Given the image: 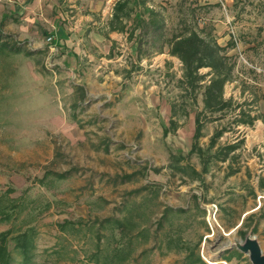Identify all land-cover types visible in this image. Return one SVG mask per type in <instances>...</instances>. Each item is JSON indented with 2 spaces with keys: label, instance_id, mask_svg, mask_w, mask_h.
Masks as SVG:
<instances>
[{
  "label": "rangeland",
  "instance_id": "1",
  "mask_svg": "<svg viewBox=\"0 0 264 264\" xmlns=\"http://www.w3.org/2000/svg\"><path fill=\"white\" fill-rule=\"evenodd\" d=\"M117 1L0 0V263L108 264L136 248L148 252L125 264H181L190 251L252 264L241 249L254 237L264 255V123L237 119L264 113V0H132L124 33L109 29ZM149 9L165 38L186 23L229 44L232 106L209 116L200 145L214 152L223 130L216 146L238 145L237 157L201 179L170 164L202 170L189 153L203 88L186 91L166 39L145 34ZM121 214L136 217L138 241L107 225ZM28 238L32 254L17 246Z\"/></svg>",
  "mask_w": 264,
  "mask_h": 264
},
{
  "label": "trees",
  "instance_id": "2",
  "mask_svg": "<svg viewBox=\"0 0 264 264\" xmlns=\"http://www.w3.org/2000/svg\"><path fill=\"white\" fill-rule=\"evenodd\" d=\"M135 1V0H133ZM132 0H119L114 6V12L112 15V19L109 21V29L112 32H120L124 33L126 31V23L124 22V18L128 16V12L130 9V3ZM154 10L149 9L148 13L150 15V20L145 22L144 18L141 19V25H144L145 34H153V42L156 44L157 42L165 40V43L169 46V54L173 57H176L182 63L183 68V86L184 89L190 93H195L198 89L203 88L204 95V110L197 114L196 116V129L194 134V143L192 149L189 153L197 154L200 158L202 164L201 172H198L193 166L189 163L183 165L181 161L186 160L185 157L179 155H172V162L170 164V168L175 169L179 173L186 175L192 178H202V175L207 174L209 172L210 165L213 161H221L227 162L229 159H235L237 157L236 154H233L236 149H238V145H224V146H216L218 139L223 135L224 131L220 130L213 136L211 140V145L209 150L214 149V152L209 153V151H205L203 147L200 145V138L203 136L202 132L204 130L206 122L211 119L209 116H213L215 114H224L226 113L232 106L231 100H227L225 98V86L227 83L233 80V73L235 69L234 63L231 62L229 56L227 55V46H221L218 41L206 31H197L196 29L188 26L186 23L180 24L179 28L171 33L169 38H165V21L162 19L159 23L155 22V12L152 15ZM161 23V24H160ZM165 43H161L159 52L163 53V46ZM9 51L11 52H21L23 51L22 47L19 45L10 46ZM31 54V53H29ZM209 68L210 72L207 74H202L201 70ZM211 74L212 76L206 80L207 76ZM76 91L78 94L84 96L83 87L76 86ZM261 119L264 123V113L259 116H243L242 118L237 119L239 123L253 124L256 120ZM175 129V128H174ZM231 171L228 175H235L239 172V169H234L232 166H229ZM132 175L125 176L124 179L131 180ZM259 188L264 192V178H262L259 182ZM135 196V195H131ZM125 205L122 207L124 211L128 213L132 210L131 207L133 203L131 200H127L124 202ZM170 209L165 211L169 212ZM121 212V211H120ZM122 213V212H121ZM133 216H139L140 214L135 213V210L131 212ZM122 214L120 216L114 215L108 220V226H118L122 231H126L127 234H130L134 231H138L139 225L134 219L125 220L122 219ZM256 227L254 232H256ZM140 234H134V238L139 236H144L143 232H139ZM240 234L245 236V232L241 231ZM150 237V236H145ZM147 238L145 240H147ZM149 239V238H148ZM30 239L28 238L19 240L17 246L24 247V253L32 254L33 246L29 244ZM178 251L181 250L180 246L177 248ZM148 251L146 250L143 253V256H138L134 261H138L141 257H144ZM230 256H226L220 261H230ZM31 260H29L26 264H31ZM0 264H10V258L8 254L4 262ZM182 264H207L199 255L198 252L190 251L185 257ZM215 264H220L217 261ZM223 264V263H222Z\"/></svg>",
  "mask_w": 264,
  "mask_h": 264
},
{
  "label": "crops",
  "instance_id": "3",
  "mask_svg": "<svg viewBox=\"0 0 264 264\" xmlns=\"http://www.w3.org/2000/svg\"><path fill=\"white\" fill-rule=\"evenodd\" d=\"M119 229V231H120V234H121V236L122 235H130L131 234V240H133V241H138V240H136V238L138 239L139 237H136V238H134L133 236H134V234H140L139 232H141V229H136V230H138V231H134V232H132V233H130V234H127V232L126 231H122L118 226H113V228L112 229ZM111 229V230H112ZM134 233V234H133ZM149 240V239H148ZM157 243V246H159V244H158V242H156ZM121 245H123L122 244V242L120 243ZM119 245V244H118ZM128 245H132V243L130 242ZM128 249H127V253H126V249H123V253H121V250H120V248H118V249H116L114 252H113V254H112V256L110 257V259H109V261H111V262H109L108 264H125V260L127 261V262H131V261H134L138 256H143V252H141V253H139V254H137V249L136 248H132L131 249V251H130V253L128 254ZM126 253V254H125ZM135 255H137V256H135ZM143 258V257H142ZM221 262H226V261H221ZM182 264V263H181Z\"/></svg>",
  "mask_w": 264,
  "mask_h": 264
},
{
  "label": "water",
  "instance_id": "4",
  "mask_svg": "<svg viewBox=\"0 0 264 264\" xmlns=\"http://www.w3.org/2000/svg\"><path fill=\"white\" fill-rule=\"evenodd\" d=\"M238 228L239 226L235 228L233 232L238 230ZM241 251L250 255V261L252 264H264L263 252L258 242L254 240V237H249V240L246 242L244 248H242ZM222 263L225 264L224 262Z\"/></svg>",
  "mask_w": 264,
  "mask_h": 264
},
{
  "label": "bare ground",
  "instance_id": "5",
  "mask_svg": "<svg viewBox=\"0 0 264 264\" xmlns=\"http://www.w3.org/2000/svg\"><path fill=\"white\" fill-rule=\"evenodd\" d=\"M207 260H209L211 263H216L218 260H214L213 256L211 255L210 257H207Z\"/></svg>",
  "mask_w": 264,
  "mask_h": 264
},
{
  "label": "built area",
  "instance_id": "6",
  "mask_svg": "<svg viewBox=\"0 0 264 264\" xmlns=\"http://www.w3.org/2000/svg\"><path fill=\"white\" fill-rule=\"evenodd\" d=\"M225 263V262H224ZM226 264V263H225Z\"/></svg>",
  "mask_w": 264,
  "mask_h": 264
}]
</instances>
